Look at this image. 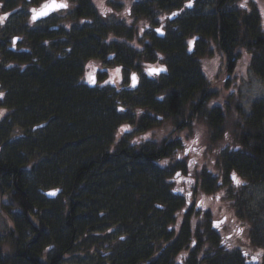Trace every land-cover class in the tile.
Here are the masks:
<instances>
[{
	"label": "trees",
	"instance_id": "trees-1",
	"mask_svg": "<svg viewBox=\"0 0 264 264\" xmlns=\"http://www.w3.org/2000/svg\"><path fill=\"white\" fill-rule=\"evenodd\" d=\"M173 1L151 0L143 13H151L156 2L164 8ZM0 2V11H15L22 0ZM226 2L217 0L219 9L212 17L190 16L184 36L165 42L156 33L152 46L146 45L147 54L156 50L170 56L168 79L149 84L135 103L147 108L151 118L175 117V129L160 143L152 138L132 147L118 137L117 127L123 120L119 90L123 89L92 87L83 77L88 60L119 62L133 70L142 44L140 29L135 27V36L128 41L122 29L94 24L98 13L87 5L74 14L75 21L87 18L85 30L46 25L5 39V50L16 37L18 42L26 38L30 48L18 58L9 55L12 61L18 60L13 67L0 62V79L9 72L10 79L19 81L1 86L10 111L0 120V199L8 194L16 211L8 207L15 214L0 238V264H62L77 247L85 249L86 242L85 251L99 264H257L251 249L227 246L222 220L212 217L211 204H204L206 209L195 202L191 205L188 200L193 202V196L175 191L169 179L173 181L177 169L183 168L180 148L186 140L182 131L201 123L206 126L204 138L239 143L227 147L233 157L226 158L225 170L264 184V100L254 103L250 117L242 115L235 138H230L226 120L229 114L238 113L234 109L240 105L237 96L214 90L221 80L213 86L197 58L187 54L188 37L201 31L202 42L212 38L224 51L230 71L235 70L241 49L252 48L251 69L264 79L262 18L254 9L237 6L235 12L226 8ZM49 44L57 48L49 51ZM14 67L18 73L8 70ZM34 67L35 71L27 72ZM129 91L136 93L140 86ZM220 92L218 103L215 99ZM238 109L241 113L242 105ZM159 123L146 121L143 115L138 127L147 130ZM14 126L25 130L12 136ZM36 129L41 130L39 134L34 133ZM209 181L203 183L207 192L215 189V181ZM52 189L61 193L51 198L46 193ZM195 190L201 192L197 186ZM214 221L219 227L213 226ZM116 229L120 237H105L107 244L98 240Z\"/></svg>",
	"mask_w": 264,
	"mask_h": 264
},
{
	"label": "rangeland",
	"instance_id": "rangeland-1",
	"mask_svg": "<svg viewBox=\"0 0 264 264\" xmlns=\"http://www.w3.org/2000/svg\"><path fill=\"white\" fill-rule=\"evenodd\" d=\"M93 1L98 6V9L96 10H98L101 14V16L98 14V16L94 17V19L92 20L94 24L101 23L103 25H107L110 28H112L113 26L115 31H117L118 28L122 29L125 32V38L128 41H132L131 35H134L136 27V30H141L140 40L142 41V44H140V46L138 47V56L135 59V68L133 70H127L125 66L116 62L112 65V63L104 60L101 62L100 60H88L86 62L87 73L86 75L83 74V77L86 76L85 78L88 81V75L90 72H92V70L95 69V66L100 67L101 72H104L106 70L105 68H108L109 70L107 74H105V72L104 75H100L99 82L101 84H105L104 82L106 80L115 79V83H122V85L127 86L129 83V79L131 80V74L136 71L135 73H137L138 76L141 77L140 91L129 94V90L133 89L119 90L120 87L124 88L125 86H114L115 89L120 91L119 95H121V101H119L118 106L122 105V109H124V111H122L119 115L121 118H123V120H121V124L117 127L116 133L118 137H124L125 139H127V144L132 147L137 146L139 145V143L152 138L157 139L160 143L161 141H163L164 137L170 135L169 132L175 129L173 124L175 117H165L164 119H160L158 117L151 118V114H149V110L147 108L137 106L135 105V103L138 101V99L141 98L140 94H142L143 97V92L145 91V89H147V87H150L148 86L149 84L156 85L168 79L169 76L167 75L170 73L168 61L170 59V56L166 55L163 51L156 50H154L152 54H147L146 51L148 48L146 47V45L148 43L150 47L152 46L154 37L157 36L156 30H154L156 27L164 28L166 30V35L164 36L165 42H169L175 37L177 38L179 35L184 36V24L187 23L189 17L191 16L192 18H194L197 15H203L209 18L214 16V14L216 13V6L218 4L217 0H174L173 5L164 8L156 5L158 4L156 2V4H153L155 6L153 7L152 12L148 15L144 14L143 12L146 11V7L149 2L151 3V0ZM43 2L44 0H22V2L18 4V7H14L15 11L14 9L6 10L5 8H2V10L0 11V16H3L5 13L10 14L11 11H13V13H11L6 20L0 22V62L5 66L13 67L18 64V60L12 61V59H9L10 54H14L15 57L18 58L19 56L26 54L25 50L27 48H30V43L25 38V40H22L15 44V50H5L6 47L4 45V41L7 37L12 40L15 35H22L23 32L27 30L36 31L41 28H45L46 25L51 29L53 26L58 29L60 28V25L62 27H69L72 24V31L77 28L78 25L74 20V16H70V14L73 13V8L70 11L61 13V15L59 16H52L44 21L33 22L31 18V10L39 8L41 4H43ZM85 3L86 5H91L92 8H94L91 0L86 1ZM189 3H191L190 7L187 6ZM0 4L2 3L0 2ZM226 6V8L233 9V11L235 12L237 11V6H239L242 10L244 9L247 11L254 9V11L259 13L262 18V30L264 31V0H229ZM176 10L179 11V14L177 13V16L179 18L170 20V14L172 15V13ZM84 20H87V18L77 21L81 23ZM84 26L85 24L83 22L82 27L84 28ZM146 26L147 30L144 31L143 29ZM152 28L154 29L152 30ZM200 34L201 31L195 30L188 37V41L189 39H198L195 42L196 54L201 53L205 49L204 42L201 41V38H198ZM190 42L187 46V49H189V46L191 45ZM49 47L50 48L48 49L49 51H51L55 46L49 44ZM207 48L206 56L208 58L202 59L200 56L202 54H199L200 60L198 61L202 66L203 73L207 75L209 81L214 86L215 82L219 80L218 76H220V72L223 74L224 71V67L222 64L223 55L214 40L210 41V45ZM6 51H9V53ZM170 55L172 56V54ZM252 55L253 52L251 50H247L244 48L241 49L239 66L240 70L243 73L241 72V78L238 81V83L240 82V88L238 90V102L240 105H242L243 109L241 113L236 112V114H229V116L227 117L226 123L228 125V129L226 131V134L230 136V138H235V132L237 131L236 123L240 118H242V115L250 114L254 103L264 100V79L251 69L250 63ZM202 62L206 66L207 71L204 70ZM156 64L164 66L167 71L161 72L160 74H158L159 76H156V78H150L146 72V70L148 69L147 67L154 66ZM118 68L121 71L119 74H116L115 70ZM2 69L3 67L1 68V70ZM36 69L37 68L35 67L31 68L27 72H33ZM8 70L18 73V68L16 67L10 69L8 68ZM6 74L0 79V93L3 94L2 96H0V120L4 118V116H6L10 111L9 107H7L8 98L5 94V88L1 86H13L12 83H16V81H18L10 79L8 74ZM21 75L24 76V74L22 73ZM217 86H225V84L222 85L219 82ZM107 87L109 86H103L101 88ZM228 91L230 92L229 95L231 96L235 93V90L233 89H228L225 92L227 93ZM127 96H131V98H128ZM221 97L222 95L220 92L215 101L220 103L221 101H219V99ZM211 107L212 105H209V108ZM190 113L191 112H189L188 114ZM143 115L144 117H146V121L160 122L159 125L148 128L147 130L140 129L138 127V122L140 121V117ZM132 120L137 123H133ZM198 122L202 121L199 120ZM205 127V125L203 126L201 123H199L198 128H194L192 130L186 129L182 131L181 134L185 137L186 141H183V146L182 148H180V150L184 153L180 158L181 161H179L183 168L177 169V172H179L183 176L182 178L186 177L188 174L192 175V177L195 178V180H193L195 181V183L191 184V186L187 189L188 191L192 192V196L194 198L193 203L195 202L196 204H199L200 201H203L204 204H211L213 206L212 209L210 208L212 212L211 215L215 220H222V232L223 235L228 238L229 242L227 246L230 249H238L239 251H242L244 249L246 250V248H248L249 250L251 249L249 253L256 255L255 257H253V260H255L257 264H264V184L255 182L257 180L255 179L254 181V179H251V177H245L244 175H241L234 170L235 168L232 169L234 170L232 172L225 170L224 162L226 158L233 157V155H229V151L227 152V147H234L236 145H239V143L232 141V139L230 142H212L211 140H209V137H207V139L204 138L205 135L203 132L205 131ZM17 130L24 132L25 129H23L21 126H14L11 131V135L13 136L18 134ZM40 131V129H36L34 133L39 134ZM145 137H147V139H145ZM193 141L198 142L193 143ZM158 146L159 145L155 146V148H158ZM199 146H202L204 148L201 149V147L199 148ZM189 148L191 149L190 152L188 151ZM249 149L251 151V148ZM242 151H245L244 148ZM234 152L237 154L241 151H232L231 154H233ZM191 161H195V163L191 164V166H188L186 162ZM232 173H236L237 177L241 181H243L241 185L237 186L234 184L233 180L231 179ZM169 179L171 180L172 185L175 189H183L179 185L185 186V183L181 182L176 174L175 178H173V181L172 178ZM210 179H213L215 181V189L213 191L207 192L206 189H204L203 183L204 181H206V183L208 184L210 182ZM196 186L201 190V192L197 193V191L195 190ZM0 204V238H3V234L13 224L11 217L13 216V214H15H12L8 207H12L14 212L16 211V209L11 205L8 194H4L1 197ZM202 208L206 209L207 207L201 206V209ZM109 235H114V237L117 238L120 237L122 233L119 232L118 229H116V231L112 234L107 233V235L98 236L97 238L103 244H107L108 239H106L105 237H109ZM251 241L253 243L252 245L250 244ZM83 244L84 242H82L80 245L83 246ZM87 244H89V242L85 243V249H88ZM85 249L82 250L80 249V247H77L65 256L62 264H99L97 259H93V257L88 256V251H85ZM6 251L8 252L10 250L6 249Z\"/></svg>",
	"mask_w": 264,
	"mask_h": 264
},
{
	"label": "flooded vegetation",
	"instance_id": "flooded-vegetation-1",
	"mask_svg": "<svg viewBox=\"0 0 264 264\" xmlns=\"http://www.w3.org/2000/svg\"><path fill=\"white\" fill-rule=\"evenodd\" d=\"M48 1H50V0H44V2H43V4H41V6H43L44 4H46V3H48ZM60 2H65V3H67L68 5H69V7L68 8H66V9H62V10H57V11H55L54 13H53V15H51L50 17H52V16H59V15H61V13H63V12H67V11H70L72 8L74 9L73 10V13H71L70 14V16H74V18H75V13L79 10V9H82L84 6H87L86 5V1H90V0H72V1H70V0H66V1H64V0H59ZM68 1V2H67ZM84 2V3H83ZM91 3H92V5H93V7H95L96 9H98V6L94 3V1L93 0H91ZM40 6V7H41ZM90 7H92L91 5H89ZM38 8H36V10H37ZM97 12H98V14L101 16V14L99 13V11L98 10H96ZM49 17V18H50ZM67 17H68V15H67ZM49 18H47V19H49ZM83 18H85V17H83ZM83 18H79V20H81V19H83ZM89 18V17H88ZM47 19H44V20H47ZM44 20H42V21H44ZM83 22H84V24H85V26H84V28L82 27L83 26ZM83 22H78L77 21V19H76V23H77V28L76 29H74V31L75 30H79V32L80 31H82V30H85L87 27H89V26H87V24H89V23H85V20L83 21ZM89 22H91V21H89ZM81 25V26H80ZM105 27H108L107 25H104ZM60 27H61V25H60ZM69 27H71V29H70V31L73 29V25L71 24ZM68 27V28H69ZM113 27V26H112ZM151 29V28H150ZM154 28H152V30H153ZM152 30H151V32H152ZM166 31V30H165ZM123 33H125L124 31H123ZM164 38V37H163ZM211 40H214V39H210V38H207V40H205L204 41V46H205V49L201 52V53H197L196 54V51H195V42L197 41V40H194V39H189V41H187V42H190V41H192L191 43V46L189 47V49H187V54L188 55H192L194 58H195V54H196V58H198L199 59V54H202V55H200L201 56V58L202 59H206V58H208L207 56H206V48L207 47H209V45H210V41ZM216 42V41H215ZM187 44H189V43H187ZM15 46L16 45H14L13 44V46H11L10 47V49H14L15 48ZM218 47V46H217ZM219 48V47H218ZM15 50V49H14ZM219 50L222 52V55H223V61H222V64H223V67H224V71H223V74L220 72V76H218V78H219V80H221V84L223 85V84H225V86H214L215 87V89L214 90H220L222 93H226L225 91H227L228 89H233V90H235V93L232 95V96H237V98L239 99V97H238V91H236V89L238 90V87H240L239 86V83H238V81L240 80V78H241V76H240V73H241V70H240V66H239V60H237V63H235L236 65V68H235V66H234V68H235V70H229V68H228V65H229V61L225 58V55H224V51L222 50V49H220L219 48ZM208 53V52H207ZM200 60V59H199ZM107 62H110V61H107ZM117 63H119V62H117ZM203 63V62H202ZM112 65H113V62H112ZM157 65V64H156ZM158 66H160L159 64H158ZM203 66H204V70L205 71H207L206 69V66L204 65V63H203ZM148 68V67H147ZM233 68V69H234ZM86 69H87V65H85V70H84V73L86 72ZM106 70L104 71V72H101V68L100 67H98V66H95V69L94 70H92V72H90V73H92V74H94L95 75V77H96V84H91V86H125V85H122V83H120V84H117V83H108V84H101L99 81H100V75H104V73L105 74H107V72H108V68H105ZM203 71V70H202ZM136 72V71H135ZM146 72H147V70H146ZM89 73V74H90ZM147 74H148V72H147ZM149 75V74H148ZM156 76H159V75H156ZM156 76H154V75H149V77L150 78H156ZM139 77V82H138V86H140L141 85V83H140V79H141V77L140 76H138ZM120 79V78H119ZM129 79V78H128ZM122 80V79H121ZM85 81H87V80H85ZM129 83H128V85L127 86H125L124 87V89H131V86H132V83H131V80L129 79V81H128ZM88 84H90V82H88ZM229 85V86H228ZM237 85V86H236ZM123 89V88H122ZM133 90H135V89H133ZM230 93H229V91L227 92V96L229 95ZM239 106L240 105H238V106H236V107H234V109L236 110V111H238V113H239ZM235 111V112H236ZM248 115V117H250V115L249 114H247ZM246 118H247V116H246ZM237 149V148H236ZM183 176H181V178L179 179L181 182H184L185 183V186L184 185H179L180 187H182L183 188V194H185V193H187V187H189L191 184H189L188 183V181L189 180H192L190 177H188V176H186V177H184V178H182ZM188 201H190V200H188ZM192 201H191V205H192Z\"/></svg>",
	"mask_w": 264,
	"mask_h": 264
},
{
	"label": "snow or ice",
	"instance_id": "snow-or-ice-1",
	"mask_svg": "<svg viewBox=\"0 0 264 264\" xmlns=\"http://www.w3.org/2000/svg\"><path fill=\"white\" fill-rule=\"evenodd\" d=\"M187 6H191V3H189ZM69 5L65 2H61V3H57V0H51L50 3H46L43 5V7L40 9V10H36V9H32V20L33 22H35L36 20H38L40 17H43V16H47L49 14V12L53 11V10H56V9H66L68 8ZM10 14L9 13H5L3 16H0V22H3L4 20L7 19V17L9 16ZM173 15H177L176 13H174ZM157 32H161V29H156ZM162 34V32H161ZM191 43V42H190ZM91 66V65H89ZM120 69H116L115 72L116 74H119L120 73ZM163 71H167L166 68H155V67H149L147 69V72L149 75H158L160 72H163ZM131 80H132V87H135L137 82H138V78L136 76L135 73H132L131 74ZM88 81L92 84H96V78H95V75L90 73L88 75ZM115 79H112V80H106L104 83L105 84H108V83H115ZM3 94L0 93V96H2ZM163 99V98H161ZM120 111H124V109H120ZM145 139H147V137H145ZM198 141H193V143H196ZM188 151L190 152L191 149L189 148ZM187 154V153H186ZM164 165H167L168 164V161H163L162 162ZM188 164V166H191V164H194L195 161H191V162H186ZM177 176H180L181 174L179 172L176 173ZM231 179L233 180L234 184L239 186L243 183V181H241L238 177H237V174L236 173H232V176H231ZM189 184H194L195 181H192V180H189L188 181ZM58 191V190H57ZM175 191H180V192H183V189H176ZM52 195H55V192L51 193ZM187 195L189 197H191L192 193L189 192L187 193ZM189 203L191 204V201H189ZM204 205V202L203 201H200L199 204H197L196 206L197 207H201ZM213 226L214 227H219V222L218 221H214L213 222ZM242 231V229H241Z\"/></svg>",
	"mask_w": 264,
	"mask_h": 264
},
{
	"label": "water",
	"instance_id": "water-1",
	"mask_svg": "<svg viewBox=\"0 0 264 264\" xmlns=\"http://www.w3.org/2000/svg\"><path fill=\"white\" fill-rule=\"evenodd\" d=\"M51 2V1H50ZM49 2V3H50ZM57 3H59L58 1H57ZM41 9V8H40ZM39 9V10H40ZM55 10H53V11H51V12H49V14L48 15H50L51 13H53ZM47 15V16H48ZM47 16H43V17H40L38 20H40V19H43V18H46ZM171 18H173L172 16H171ZM37 21V20H36ZM157 29H161V28H157ZM161 32H162V34H161ZM161 32H157L159 35H161V36H163L164 35V31L161 29ZM18 41V38L16 37L15 39H14V42H17ZM155 68H161V67H155ZM163 68H165V67H163ZM163 72H166V71H163ZM161 73V72H160ZM159 73V74H160ZM137 76V75H136ZM137 85V84H136ZM58 190V191H57ZM53 192H55V195H52L51 193H53ZM61 193V190L60 189H52V190H49V191H47V195L49 196V197H51V198H54V197H57L58 196V194H60Z\"/></svg>",
	"mask_w": 264,
	"mask_h": 264
},
{
	"label": "bare ground",
	"instance_id": "bare-ground-1",
	"mask_svg": "<svg viewBox=\"0 0 264 264\" xmlns=\"http://www.w3.org/2000/svg\"><path fill=\"white\" fill-rule=\"evenodd\" d=\"M221 2H222V0H220ZM225 1V0H224ZM218 2H219V0H218ZM228 2H229V0H227V2H226V5L228 4ZM225 5V6H226ZM216 9H219V4L216 6ZM179 11L178 10H176V11H174L172 14H174V13H178ZM51 15H48L45 19H47V18H49ZM173 18H179L177 15H173L172 16ZM219 39H222V37L221 38H219ZM236 48H238V45L236 46ZM253 49L255 50V51H257V48H255V47H253ZM251 50H252V48H251ZM256 53V52H255ZM256 56H257V54H256Z\"/></svg>",
	"mask_w": 264,
	"mask_h": 264
}]
</instances>
